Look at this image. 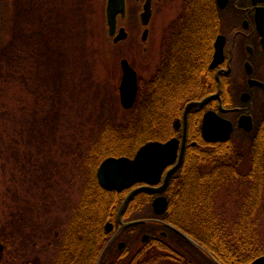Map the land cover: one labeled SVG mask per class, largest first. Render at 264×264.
Listing matches in <instances>:
<instances>
[{
    "label": "trees",
    "instance_id": "16d2710c",
    "mask_svg": "<svg viewBox=\"0 0 264 264\" xmlns=\"http://www.w3.org/2000/svg\"><path fill=\"white\" fill-rule=\"evenodd\" d=\"M65 1L0 0V68L6 70L10 68L11 73L7 74L10 78L9 81H12L11 78L14 73L17 74L18 70L27 67L28 70L21 73L23 76L32 73L25 81L27 86L42 84L43 64L48 58L45 57L46 50L50 48L48 54L52 55L58 51V45L61 42L58 24L59 20H64V17L62 11L59 12L57 9L55 12V8L62 2V5L65 6ZM73 4L68 10L74 14L75 24L84 27L86 23L85 11H87L86 5L84 6L85 2L84 0H74ZM50 8L58 17L52 25L44 19L45 14L48 17ZM209 13V7H207L206 13H198L196 15L198 21L193 26L199 34L205 35L208 40L210 29L214 30L216 27V19L210 17ZM203 30L206 31V34L203 33ZM46 40L52 43L49 48H46ZM196 50L191 40L183 42L182 55L174 58L172 63L169 60L173 58L172 54L169 56L170 51H167L164 56L166 59L149 79L146 89L143 93L138 92L136 102L130 109L132 110L131 117L127 121L118 123L110 118H103L99 137L90 143L92 145L86 156L82 155L84 157L83 162L87 167V181L83 190L80 191L79 202L74 209L66 232L59 242V259L56 264L96 263L101 250L110 238V233L105 229L107 220L111 217L115 222L116 211L126 194V191H108L102 188L96 178L97 165L107 156H132L146 141L163 140L171 135L172 129H167L164 124L165 116L170 109L178 114L179 108L186 98L190 99L194 94L199 95L202 92V82L198 76L199 71L194 69ZM206 52H209L207 48ZM56 55L57 53L54 55L55 58H59ZM62 56L63 60L69 59L68 54ZM204 60V65L200 66L202 67L201 73L207 71L208 55L204 57ZM60 62L63 63L61 60ZM65 66L63 65L60 69L58 66L56 69L61 71ZM79 66L81 67L80 69L77 68L76 74L80 75L79 87L76 82H66L65 85L61 83L58 88L52 89V94L48 95V102L43 95L40 98L42 99L41 102L39 98H36L31 104V115L24 113L15 119L18 122L19 131L22 132L24 128L28 131L29 137H35L38 134L37 130H53L60 126L61 124L55 119L58 114H61L59 112L60 106L57 103L59 101V105L62 103L68 107L75 102V99L72 100L71 98L75 97L72 96V91L74 90L73 94L76 93L74 83L81 90L80 95L90 88L98 93L95 82L89 81L92 78L91 73L89 79L84 77V66L80 63ZM86 68L90 72L92 65L88 64ZM87 69L86 75H88ZM32 80L34 82L29 83ZM87 81L89 82L87 83ZM0 83H2L0 84L1 99L2 94L8 92L6 86L8 81H0ZM66 88L70 89V96L64 97L60 90ZM68 97L69 101L66 99ZM52 105H55L56 109ZM34 106H41V112L39 113ZM7 117H9L8 111L0 106V119L5 121ZM41 126L45 127L41 128ZM186 153L187 157L181 171L186 173L189 169L190 174L172 179L177 184V191L171 194L175 203L171 202L165 217L177 224L199 245L191 243L176 232L169 231L165 244L152 246L155 243L152 237L141 250L138 247L133 255L129 256L130 258L126 263L123 262V257H126L130 250L127 246L123 251L117 250L116 241L132 229H137L138 232L145 230L156 235L160 226L153 221H146L121 231L107 246L98 264H163L166 261L175 262L172 264H217L214 258L221 264H250L254 258L264 253V244L258 239L254 228L255 223L251 222L255 216L257 199L249 196V193L250 190H253L252 180L257 178L249 176L248 168L240 171L239 168L235 170L224 166L217 175V172L215 173L216 167H214V154L208 156L206 153L200 152L195 155L194 160L187 162L188 152ZM229 157L231 158V155ZM207 165L209 167L205 170ZM32 175L39 177L34 172ZM255 188L254 193L258 194V189L256 186ZM228 189L231 190L228 194L234 196V204L237 199L241 202L235 218H230L226 212L227 201L222 199L220 204H216L219 196L225 195ZM151 196L152 194L148 192H138L133 195L123 212L122 218L132 220L154 216L150 205ZM138 200L141 202L139 214L136 213L139 211H135V204ZM143 211L147 212L142 214ZM0 240L4 242L2 237ZM127 243L130 242L127 241Z\"/></svg>",
    "mask_w": 264,
    "mask_h": 264
},
{
    "label": "rangeland",
    "instance_id": "374dc122",
    "mask_svg": "<svg viewBox=\"0 0 264 264\" xmlns=\"http://www.w3.org/2000/svg\"><path fill=\"white\" fill-rule=\"evenodd\" d=\"M84 2L87 10L84 27L75 24L76 18L74 16V20V14L69 12L74 0H66L65 6L62 3L56 5L55 12L57 9L59 12L62 11L64 17V20H59L58 24L61 42L55 53L59 58H55V53L48 54L52 43L46 40L45 45L49 49L45 54L48 58L43 64L42 84L27 86L25 81L32 73L21 75L22 71L28 70L27 67L18 70L17 74L14 73L12 81H9L8 77L11 73L10 68L8 70L0 68V79H2L0 81H8L6 85L8 92L2 94L0 106H3L9 115L5 121L0 119V237L4 239L5 244L0 256V264H40L45 261L51 263L58 259L59 239L66 232L79 202L80 191L87 181V168L83 156L89 151L92 145L90 143L99 137L102 120L110 118L121 123L127 121L132 114V110L122 108L119 101L121 57L126 58L136 70L139 77V91L143 93L149 79L156 73L162 57L167 53L166 50L157 47L154 39L152 42L150 39L145 50L142 49L132 35L117 44L111 43L107 39L104 26V0H84ZM48 11V17L45 14L44 19L52 25L58 17L51 8ZM159 53L160 59H158ZM64 54H68L69 59L63 60ZM79 63L84 66V77L89 79L91 73L92 78L89 81L95 82L98 93L90 88L80 95L81 90L78 89L80 75H76L77 68L81 67ZM88 64L92 65L90 72L86 68ZM63 65L66 66L59 71L58 69ZM86 69L88 75L85 73ZM33 82L32 80L29 83ZM66 82H76L78 87L74 83L76 93L73 94L74 90L71 93L75 96L71 97L72 100L75 99L73 104L67 107L62 103L59 105V101L57 103L61 114L55 119L61 125L53 130H37L38 134L35 137H29L28 131L24 128L22 132L19 131L15 119L24 113L30 116L31 104L36 98L40 99L43 95L48 102V95L52 94V89L58 88L61 83L65 85ZM83 88L85 90V86ZM60 92L66 97L70 89H62ZM78 93L79 95L76 96ZM66 99L69 101V97ZM52 107L56 109L55 105ZM35 108L39 113L41 112V106ZM247 159L245 155L241 158L240 171L247 169ZM32 172L39 177H33ZM259 185L258 194L251 190L249 193V196L257 199L255 216L251 222L255 223L258 239L264 244V176L260 179ZM230 189L222 197L219 196L216 204H220L222 199L227 201L226 212L230 218H235L241 202L237 199L234 204V196L228 194L231 192ZM137 211L139 212L136 213L139 214L140 210ZM146 212L143 211L142 214ZM136 230L127 231L121 237L130 250L129 255L122 259L125 263L140 245L139 234L148 232ZM172 263L163 262V264Z\"/></svg>",
    "mask_w": 264,
    "mask_h": 264
},
{
    "label": "flooded vegetation",
    "instance_id": "af4514ba",
    "mask_svg": "<svg viewBox=\"0 0 264 264\" xmlns=\"http://www.w3.org/2000/svg\"><path fill=\"white\" fill-rule=\"evenodd\" d=\"M108 3L109 0H104V24L107 39L111 43L117 44L132 35L137 44L145 50L150 39L151 42L154 39L159 49L170 51L168 55L172 54L173 57L169 59L170 63L174 62V58L182 55L183 42L191 40L197 49L194 69L199 71L198 76L202 82V92L199 95L194 94L190 99L186 98L180 106L178 114L170 109L165 116L164 124L167 129H172V133L166 139L155 140L166 141L170 138H177L179 140V152L183 140L184 110L187 103L213 95L203 105L192 107L187 112L183 160L180 167L170 177L166 187L161 192L153 193L151 196L150 202L157 196H165L167 206L163 214L157 215L153 212L154 216L149 218L150 221L160 226L156 235L151 232L139 234V250H141L152 237L155 242L152 246H156L167 242L169 231L176 232L181 236L183 235L180 232L185 233L172 220L167 219L165 213L171 202L175 203L171 194L177 191V184L172 179L190 174L189 169L186 173L181 171L187 157L186 152H188L187 162L194 160L195 155L200 152L206 153L208 156L214 154V167H216L215 173L217 172V175L222 170V166L231 167L235 170L239 168L240 160L245 155L248 158L247 173L250 177L257 178L252 180V191L256 190L255 186L257 189L260 188V177L264 176V28L260 32L257 27L256 10L260 9L259 16L260 20H263L264 27V0H258L256 3L253 0H228L223 8L218 6L217 0H209V2L207 0H111L112 8L116 11L113 34L108 31L106 16ZM207 7L210 10V17L216 19V27L209 31V40L193 27L198 21L196 15L206 13ZM143 14H145L144 17ZM120 31L124 37L115 41ZM203 33L206 34V31ZM218 36H222L221 39H223L222 57L215 66L211 67ZM206 55H208L207 71L201 73L202 67L200 66L204 65ZM160 58L159 53L158 59ZM165 59L163 56L160 64ZM246 64L250 66L247 65L246 67ZM208 111L231 123L232 130L227 139L208 140L204 138L201 128L204 115ZM175 163L176 161L163 169L161 181L157 186L162 185L166 172ZM208 167L209 165L205 170ZM85 168H87L86 165ZM137 185L139 184L136 183L121 191H126V196ZM138 209H141L139 200L135 204V211ZM117 212L118 209L115 214V222L111 217L107 220L111 223L110 236L119 227ZM89 223L91 224V222ZM144 234H147L148 237L143 238ZM60 240L61 238L59 242ZM115 246L117 250L123 251L126 248V243L122 239H118ZM129 253L130 251L127 255ZM58 259L51 263L45 261L40 264H56Z\"/></svg>",
    "mask_w": 264,
    "mask_h": 264
},
{
    "label": "water",
    "instance_id": "95a60500",
    "mask_svg": "<svg viewBox=\"0 0 264 264\" xmlns=\"http://www.w3.org/2000/svg\"><path fill=\"white\" fill-rule=\"evenodd\" d=\"M228 0H217L218 6L223 8ZM258 0H253L256 3ZM260 9L256 10L257 27L260 32L263 30V20H260ZM145 14H143L144 17ZM108 31L110 34L114 33L116 11L112 8L111 0L106 8ZM124 37L121 31L115 38V41ZM222 36H218L215 43V55L210 66H215L222 57ZM249 64H246V67ZM250 66V65H249ZM121 78L118 85L119 101L124 109H130L134 105L137 93L139 89L138 76L136 70L130 65L126 58L120 60ZM207 96L202 100H192L187 103L184 110V132L181 149L178 152L179 140L177 138H170L166 141L149 140L142 144L132 157L127 156H109L101 161L97 168L96 177L99 185L106 190L121 191L125 188H129L136 183H140L137 187L131 189L126 195L117 212V220L119 227L113 237L108 241L102 252L100 253L95 264L99 263V260L110 244L112 239L124 228L148 221L149 219H135L130 221H122L121 214L131 199V197L138 192H161L168 184L172 174L180 167L184 156L185 140H186V116L189 109L195 106L203 105L209 98ZM202 134L204 138L208 140H225L229 137L232 125L229 121L222 119L213 112H206L203 118ZM176 163L166 172L163 183L160 186L157 184L161 181V175L163 169L173 162ZM152 208L154 213L162 214L165 212L167 206V200L165 196H157L152 200ZM111 223L106 225V229L110 230ZM187 240L195 245H199L196 241L190 238L188 235L180 232ZM148 235L144 234L143 238H147ZM4 248L3 243L0 241V255ZM213 257V256H212ZM214 258V257H213ZM217 264H221L216 258H214ZM250 264H264V254L254 258Z\"/></svg>",
    "mask_w": 264,
    "mask_h": 264
}]
</instances>
